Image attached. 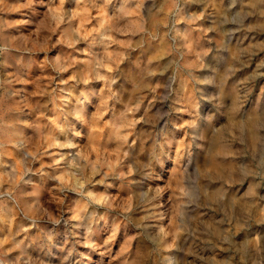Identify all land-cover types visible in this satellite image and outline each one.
<instances>
[{
  "label": "clouds",
  "instance_id": "9594fccd",
  "mask_svg": "<svg viewBox=\"0 0 264 264\" xmlns=\"http://www.w3.org/2000/svg\"><path fill=\"white\" fill-rule=\"evenodd\" d=\"M0 264H264V0H0Z\"/></svg>",
  "mask_w": 264,
  "mask_h": 264
}]
</instances>
